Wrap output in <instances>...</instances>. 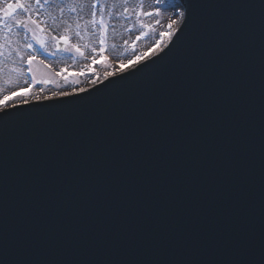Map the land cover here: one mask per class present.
Segmentation results:
<instances>
[{
	"label": "water",
	"instance_id": "water-1",
	"mask_svg": "<svg viewBox=\"0 0 264 264\" xmlns=\"http://www.w3.org/2000/svg\"><path fill=\"white\" fill-rule=\"evenodd\" d=\"M193 2L201 7L195 10L191 39L156 69H150L143 80L115 91L105 87L109 84L106 81L80 95L99 97L111 92L106 99L75 109L44 108L58 105L57 99L10 110L42 111L13 116L0 124V264H62L72 256L70 243L81 246L85 241L89 246H81L83 251L77 258L93 255V251L101 254L102 250L92 247L91 240L98 238V233H92V224L114 216L118 221L130 220L123 208L118 210L116 198L141 181L136 177L140 171L135 165L156 160L157 166L164 167L166 161L180 162L182 147L204 143L202 149L210 150L232 142L238 144L242 140L234 137L237 129L249 130L263 118L264 0ZM205 28L220 49L211 62L206 60L208 50L202 38ZM189 60L198 70L205 65L207 76L196 81L186 77ZM179 88H186L194 98L207 97V101L185 136L189 142L178 141L177 149L168 152L164 134L170 132L171 118L183 111L176 94ZM145 120L153 124L151 135L143 134ZM209 134L228 138L201 137ZM45 167L47 174L42 179ZM154 181L143 183V187L153 184L161 196ZM168 189L173 193L169 186ZM85 193H92L99 202L92 197L84 199ZM102 197L104 208L100 204ZM134 210L139 227L155 222L151 235L157 239L153 241L155 246L144 248L146 255L134 247L138 257L145 255L141 264H171L173 255L163 241L184 226H189L186 230L200 226L197 222L201 217L190 218L172 200L165 203L162 199L160 209L144 202ZM116 228L119 235L125 234L118 239L123 249L130 248L128 243L135 246L125 224L122 229L118 224ZM205 246H212L209 239ZM114 248L104 250L109 263L116 260ZM176 258L181 264L183 257L176 254ZM86 261L71 260L67 264H87Z\"/></svg>",
	"mask_w": 264,
	"mask_h": 264
},
{
	"label": "rangeland",
	"instance_id": "rangeland-1",
	"mask_svg": "<svg viewBox=\"0 0 264 264\" xmlns=\"http://www.w3.org/2000/svg\"><path fill=\"white\" fill-rule=\"evenodd\" d=\"M7 2H14V0H0V8L6 6ZM21 2H25V0H21ZM88 3V5L85 2L75 5V12L70 11L72 5L69 3V0H55L52 4H46L40 9L39 15V20L44 22L41 26L45 27L46 30L44 33H40L39 29H37V35H42L49 40L50 35H55L59 39L61 35L65 34V30L67 29L69 44H78L88 59L76 54L74 50L71 52L64 51L63 49L66 46L63 41L60 42L64 46L62 49L53 46L55 42H50L47 50L42 48L33 39L32 33L27 32L24 28L15 27L14 19L20 18L22 15L19 10L13 17L2 18L3 22L0 23V99L4 95L15 92L17 89L28 90L30 84L26 74L27 65H29L32 76L37 80L53 81L48 84H33L32 92H38L39 89L43 88L44 91L40 95H51L52 92L71 91L73 88L83 87L88 89L93 85H88L92 79L99 77L98 82H100L103 80V75L106 71L118 70V61L123 56L132 58L133 53L130 55L127 53L124 55L125 52H122L121 55L119 54L120 51H118L119 48L116 45L118 44V39L115 36L116 21L114 22L111 17L106 16L108 32L102 47L105 51L104 55L108 59L104 63L92 65L93 58L100 59L101 34L98 26L94 29L91 24H85V21L89 19L90 0ZM100 4H107V10H117L120 13L119 17L123 28L131 31L126 39L127 43H124V45L134 40L136 43L133 48L140 50L139 52H143L147 48L149 49L157 38V34L167 28V24L170 22L168 18L172 17L169 16L171 15L169 12L178 5L177 0H160V3H156L155 0H142V4L141 0H128L127 4H124L123 0H100ZM125 7L129 9L128 12L123 11ZM60 8H63L62 14ZM157 9L160 12L159 16L156 15ZM143 12H151L153 15H143ZM77 17L84 18L80 21L79 29L75 26ZM157 20H160L161 23L157 24ZM33 27L35 26L33 25ZM9 28H11V32H9ZM152 29H155V32ZM77 31L80 33L79 36L76 35ZM120 33L119 42H125L126 40L122 34L123 31H120ZM141 33H148V36H141ZM91 36L94 38L93 41L90 39ZM137 36H141V39L136 40ZM148 39L150 41L144 43ZM28 44H31L32 47H26ZM140 46H143V50L138 48ZM29 56L35 57L31 64L28 63ZM84 61L89 63L87 64L88 66L92 65L94 71L90 73L86 72L89 67L87 65L84 66ZM62 69H66L64 74L68 75L71 83L65 82L61 76H55V73L60 72ZM80 72H84L85 75L76 77L70 75L71 73ZM87 73H89V76ZM29 99L31 101V97Z\"/></svg>",
	"mask_w": 264,
	"mask_h": 264
},
{
	"label": "snow or ice",
	"instance_id": "snow-or-ice-1",
	"mask_svg": "<svg viewBox=\"0 0 264 264\" xmlns=\"http://www.w3.org/2000/svg\"><path fill=\"white\" fill-rule=\"evenodd\" d=\"M55 0H14V2H7L6 6L0 8V23H2V18L4 17H13L15 13L19 10L22 14L20 18L14 19V25L17 28H24L27 32L32 33L33 39L41 45L42 48L47 50V46L50 42H55L53 46L59 47L61 41L65 44L64 51H75L76 54L88 59L85 56V53L81 50V47L78 44H69V36L67 35V29L65 34L61 35L59 39L55 35H50V40L46 39L42 35H37V29L40 33L45 32V27L41 25L44 24L43 21L39 20L40 9H42L46 4H52ZM81 0H69V3L72 5L70 11L75 12V5L79 4ZM156 3H160V0H155ZM124 4L128 3V0H123ZM142 4V0H141ZM201 7L193 2V0H183L182 3L177 5L172 10V17L168 19L170 22L167 24V28L164 31H161L157 34V38L154 40L153 44L149 47L147 51L143 52H133V56L127 60H120L118 70L106 71L103 75L104 80H108L109 84L105 85L106 88H112L113 91L119 88L126 87L134 82L137 79L143 80L145 76L149 74V70L156 69L160 62L166 60L170 54L179 48H183L188 40L192 37V30L196 23V9ZM124 12H128L129 9L125 7ZM61 14L63 13V8H60ZM123 14V13H121ZM113 13L110 10H107V5H101L100 0H90V11L89 19L85 21V24H91L95 29L96 26L99 27L100 31V53L104 52L102 47L105 43V37L108 32V25L105 19L106 16L111 17ZM143 15L151 16V12H143ZM156 15L159 16V9L156 10ZM83 17H77L75 21V26L77 29L80 28V21ZM157 24H160V20L156 21ZM33 25L35 27H33ZM71 27V25H69ZM11 32V28L8 29ZM155 32V29H152ZM76 35L79 36V31L76 32ZM141 36L147 37L148 33H141ZM141 36H137L136 40H140ZM175 37V39H173ZM202 38L206 42L208 54L206 60L211 62L214 61L219 48L217 47L215 39L207 32L205 28L202 32ZM127 43V41H125ZM171 45V47H169ZM26 47L31 48L32 45L28 44ZM167 49V51H165ZM95 51V49H93ZM161 53L163 55H161ZM158 57V59H156ZM35 59L34 56L28 57V63L31 64ZM107 57L104 56L102 60L92 59V65L99 63H104L107 61ZM151 60V63L148 61ZM43 63V61H41ZM92 65L89 66L88 71H94ZM46 67H48L46 65ZM205 65H201L200 70H198L189 60L188 64L185 67L186 77L192 79L193 81L203 79L207 76L205 70ZM66 69H62L60 72L55 73V76H61V78L67 82L69 81L68 75H65ZM70 75L76 77L80 75H85L84 72L80 73H71ZM112 77H119V79H112ZM99 81V77L92 79L91 84L95 85ZM53 82L52 80H37L33 77V84H48ZM27 83V82H26ZM218 84L221 81H217ZM44 89H39L38 92H32V85L28 86V90L17 89L15 92H12L8 95H4L0 99V124H6L10 117L13 116H29L33 115L41 109H33L31 111L13 112L9 109H18L22 108L24 105L29 104L31 101L41 102L43 100H53L58 99L60 103L58 105H45L44 108H69L75 109L79 106L94 103L99 100H104L111 94V92L103 96H93L89 94L88 96H80L81 93L88 92L87 88H73L71 91H60L52 92L51 95H40L43 93ZM177 98L181 105H183V111H178L175 114V119L171 120L170 132L171 135L176 137L178 140L183 138L188 134L189 129L192 128L193 123L198 119V115L202 108L206 105L207 97L201 96L199 98H194L190 91L186 88L177 89ZM31 97V101L30 98ZM69 97H75L74 99H67ZM169 114L166 112L165 117ZM163 119V118H162ZM153 124L150 120H145L143 127V134L151 135L153 133ZM127 167V165H124ZM47 174V168L45 167L42 171L41 178ZM264 255V251L261 253ZM261 264H264V260L261 261Z\"/></svg>",
	"mask_w": 264,
	"mask_h": 264
},
{
	"label": "bare ground",
	"instance_id": "bare-ground-1",
	"mask_svg": "<svg viewBox=\"0 0 264 264\" xmlns=\"http://www.w3.org/2000/svg\"><path fill=\"white\" fill-rule=\"evenodd\" d=\"M88 1L89 0H81V2L79 3V4H81L82 2H85L87 5L89 4L88 3ZM109 3V2H108ZM107 5V4H106ZM110 10V9H109ZM112 13H113V15L111 16V19L115 22L116 21V24L117 25H115V29H116V33H115V36L117 37V39H118V44H116L117 45V48H119V50L118 51H120V55L122 54V52H125L124 53V55L127 53V54H132L134 51H140V50H135L133 47H134V45H135V41L133 40V41H130L128 44H126V45H124V41L122 42V43H120L119 42V36L121 35V33H120V31H123V36H124V38H125V40L127 39V37L130 35V33H131V31L130 30H126V29H124L123 28V24H122V21H121V19H120V17H119V12H117V10H115V11H112V10H110ZM171 15H169V16H172V11H170L169 12ZM108 17V16H107ZM112 31V30H111ZM120 33V34H119ZM114 35H113V37H115ZM115 37V38H116ZM91 41H93V36H91ZM127 41V40H126ZM148 41H150V39H148V40H146L144 43H148ZM123 46V47H122ZM142 47L143 46H140V47H138V48H141L142 49ZM123 49V50H122ZM134 49V50H133ZM148 49V48H147ZM147 49L145 50V51H147ZM143 50V49H142ZM127 59H130L129 57H125V56H123L120 60H127ZM85 62V64H84V66H86L87 64H89L87 61H84ZM88 66V65H87ZM89 67V66H88ZM86 72H89L88 70L86 71ZM90 73V72H89ZM89 73H87V75L89 76ZM88 85H92L91 84V82L90 83H88Z\"/></svg>",
	"mask_w": 264,
	"mask_h": 264
}]
</instances>
